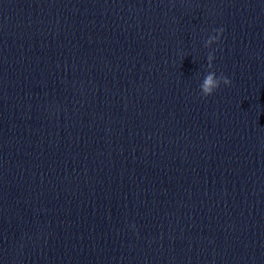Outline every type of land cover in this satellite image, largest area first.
<instances>
[{
	"label": "clouds",
	"instance_id": "obj_1",
	"mask_svg": "<svg viewBox=\"0 0 264 264\" xmlns=\"http://www.w3.org/2000/svg\"><path fill=\"white\" fill-rule=\"evenodd\" d=\"M219 31L222 32L223 30L221 29ZM220 81H222V83L224 85H230L231 84V81L223 75L220 76ZM220 81L214 80L213 74H211V73L208 74L205 77L203 84L200 86L202 89L201 95L204 97L212 95L215 92L214 89L216 90L217 88H219Z\"/></svg>",
	"mask_w": 264,
	"mask_h": 264
}]
</instances>
